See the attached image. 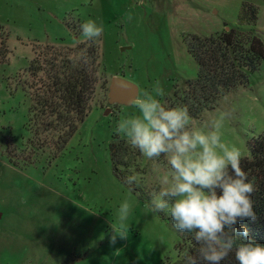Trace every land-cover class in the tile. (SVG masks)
Returning a JSON list of instances; mask_svg holds the SVG:
<instances>
[{
    "label": "rangeland",
    "instance_id": "1",
    "mask_svg": "<svg viewBox=\"0 0 264 264\" xmlns=\"http://www.w3.org/2000/svg\"><path fill=\"white\" fill-rule=\"evenodd\" d=\"M243 3L258 7L254 34L264 43V0H0V44L7 39L0 64V264H185L189 243L112 173L108 145L114 134L127 147L126 172L138 177L148 196L164 186L169 166L167 157L149 160L117 134L118 122L139 110L133 101L112 99L110 82L122 77L136 85L137 96H155L159 81L164 95L156 98L163 103L197 76L189 37L236 27ZM90 19L104 26L96 41L100 70L90 110L64 149L50 151L53 141L27 127L26 69L46 46L85 41L72 28ZM224 111L233 115L224 122L222 142L238 147L241 158L249 156L248 141L264 134V62L247 87L191 119V128ZM44 139V152L29 142L43 145ZM125 200L132 205L127 234L113 243Z\"/></svg>",
    "mask_w": 264,
    "mask_h": 264
},
{
    "label": "trees",
    "instance_id": "2",
    "mask_svg": "<svg viewBox=\"0 0 264 264\" xmlns=\"http://www.w3.org/2000/svg\"><path fill=\"white\" fill-rule=\"evenodd\" d=\"M258 7L243 3L236 27L224 30L209 37L190 36L188 53L198 67L194 80H188L182 90L173 91L164 99L165 107H187L191 119H197L204 111L214 107L222 97L248 85L249 77L260 70L264 62V43L254 34L258 21ZM81 23L72 28L75 38L83 37ZM75 31V32H73ZM6 38L0 44V64L6 59ZM46 46L30 61L26 74L29 82L22 89L30 99L28 130L36 137L45 136L51 141V150L64 149L69 139L76 133L89 113L91 101L99 78V47L96 41H82L75 47ZM84 53L86 59H78ZM51 137V138H50ZM41 151L47 150L48 140L29 141ZM249 156L241 158V168L248 181L256 186L252 196L256 220L239 221L235 227H246L249 237L264 245V134L247 143ZM111 169L114 177L128 190L123 180L129 174V162L124 154L127 147L122 138L111 136L108 145ZM124 169V170H123ZM149 205L151 197L137 185L131 191ZM176 235L189 243L187 260L197 256L200 245L194 240V233L179 232L172 219L163 211L155 213ZM245 238L237 233V240ZM187 260L185 264H187ZM201 264L205 262L201 261ZM221 264H238L234 253L221 261Z\"/></svg>",
    "mask_w": 264,
    "mask_h": 264
},
{
    "label": "clouds",
    "instance_id": "3",
    "mask_svg": "<svg viewBox=\"0 0 264 264\" xmlns=\"http://www.w3.org/2000/svg\"><path fill=\"white\" fill-rule=\"evenodd\" d=\"M127 19H132L131 14ZM81 32L86 40L98 41L104 26L90 19L81 25ZM78 59H86L84 53ZM153 92L155 96L149 91L137 96L133 105L139 115L120 120L116 128L149 160L167 157L164 186L152 192L149 210L167 211L176 230L194 233L200 248L187 264H221L230 253L238 264H264V245L253 241L246 227H235L239 221L256 220L252 199L256 186L240 166V149L221 140L224 122L232 118V112H221L193 129L187 107H165L156 98L164 95L159 81ZM123 183L131 192L138 177L128 175ZM131 208L129 201L121 203L113 243L117 235L126 236ZM237 233L245 239L238 242Z\"/></svg>",
    "mask_w": 264,
    "mask_h": 264
},
{
    "label": "water",
    "instance_id": "4",
    "mask_svg": "<svg viewBox=\"0 0 264 264\" xmlns=\"http://www.w3.org/2000/svg\"><path fill=\"white\" fill-rule=\"evenodd\" d=\"M109 95L112 99L123 103H130L137 96V87L122 77H115L111 79Z\"/></svg>",
    "mask_w": 264,
    "mask_h": 264
}]
</instances>
